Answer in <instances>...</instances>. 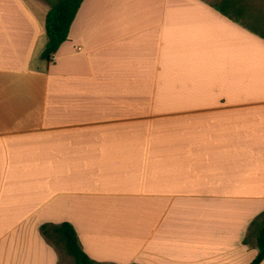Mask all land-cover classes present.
Masks as SVG:
<instances>
[{"label":"crops","instance_id":"obj_1","mask_svg":"<svg viewBox=\"0 0 264 264\" xmlns=\"http://www.w3.org/2000/svg\"><path fill=\"white\" fill-rule=\"evenodd\" d=\"M51 2L0 0V264H64L63 223L98 264H250L264 39L210 0H84L45 60Z\"/></svg>","mask_w":264,"mask_h":264},{"label":"trees","instance_id":"obj_2","mask_svg":"<svg viewBox=\"0 0 264 264\" xmlns=\"http://www.w3.org/2000/svg\"><path fill=\"white\" fill-rule=\"evenodd\" d=\"M84 0H59L46 15L45 31L47 44L42 53V58L50 60L56 54L63 43L69 38L71 26ZM223 16L236 23L243 24L242 16L246 13L241 0H220L213 6ZM250 19L260 21V17ZM246 25V24H245ZM246 27L255 35L264 39V35ZM42 235L50 241L57 238L64 244L65 250L73 258L75 264H98L92 260L81 248L74 228L67 223L56 226H43ZM255 239L258 254L250 264H261L264 261V212L260 214L250 226V237ZM249 237V235H248ZM248 243V238L244 244Z\"/></svg>","mask_w":264,"mask_h":264},{"label":"rangeland","instance_id":"obj_3","mask_svg":"<svg viewBox=\"0 0 264 264\" xmlns=\"http://www.w3.org/2000/svg\"><path fill=\"white\" fill-rule=\"evenodd\" d=\"M59 0H54L51 2V7L56 4ZM242 6L245 8L246 13L242 16V21L251 29L261 33L264 35V0H241ZM211 2V0H210ZM219 2V0H214L211 3ZM48 3V2H47ZM51 9V8H50ZM250 15L253 17H260V21L250 19ZM53 240L52 242L55 243V246L58 248L59 253L61 254V261L64 264H74V260L72 257L68 255L65 250L64 244L60 241Z\"/></svg>","mask_w":264,"mask_h":264},{"label":"built area","instance_id":"obj_4","mask_svg":"<svg viewBox=\"0 0 264 264\" xmlns=\"http://www.w3.org/2000/svg\"><path fill=\"white\" fill-rule=\"evenodd\" d=\"M50 60H54V57H53V55L51 56Z\"/></svg>","mask_w":264,"mask_h":264}]
</instances>
